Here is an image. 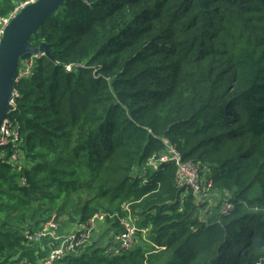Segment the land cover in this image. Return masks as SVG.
<instances>
[{
    "label": "trees",
    "instance_id": "1",
    "mask_svg": "<svg viewBox=\"0 0 264 264\" xmlns=\"http://www.w3.org/2000/svg\"><path fill=\"white\" fill-rule=\"evenodd\" d=\"M28 1L0 0V17ZM30 43L50 56L13 86L0 264H42L76 227L105 215L120 233L129 213L148 242L55 264H264V0H66ZM169 149L228 214L203 217L175 162L148 166ZM53 216L60 241L27 239Z\"/></svg>",
    "mask_w": 264,
    "mask_h": 264
},
{
    "label": "built area",
    "instance_id": "2",
    "mask_svg": "<svg viewBox=\"0 0 264 264\" xmlns=\"http://www.w3.org/2000/svg\"><path fill=\"white\" fill-rule=\"evenodd\" d=\"M29 3L22 5L21 7H17L16 10L6 18L0 17V42L3 38L5 28L9 25L12 18L18 14L23 8H25ZM43 55L36 56L26 62L23 68L18 69V74L15 80V84L18 83L24 77L30 75L31 71L33 70L35 59H39ZM18 97V93L13 90V101H12V111L15 108V99ZM11 111V112H12ZM10 112V113H11ZM18 142V134L13 128V123L9 120V116L3 122L1 131H0V148L8 146L10 144H16ZM175 162L178 168V185L181 187H187L191 190L198 192L200 189L201 191L211 190L212 185L209 187L204 188L202 174L203 170L200 166H195L191 164H185L180 159L179 155L175 152L169 151V156H164L156 161H151L148 166H151L154 169H157L160 164L168 163V162ZM13 162H17V157L13 158ZM220 213L221 214H228L232 210V204L229 196H226L222 200H220ZM105 215H97L94 217L87 227L82 226L79 229L77 235H72L67 242L63 243L60 247L55 248L50 253L48 259L42 264H55L56 262L62 260L67 253H74L77 248L87 247L88 240L91 237L92 232H94L95 225L97 220H105ZM123 231L120 233H113L112 239L114 240L111 242V246L109 250H112L115 254L119 255L122 252H126L131 250L135 246V240L138 235V225L136 224L137 221L133 219L131 214L129 213L128 216L120 221ZM58 223L56 222V217L53 216L47 223L44 224L46 226L45 233L40 237L50 236L54 241L58 242L61 240V237L56 235V231L58 229ZM44 229V228H43ZM43 229L40 231L42 232ZM50 230V231H48ZM52 232V233H51ZM27 239L31 241V237L27 236Z\"/></svg>",
    "mask_w": 264,
    "mask_h": 264
},
{
    "label": "water",
    "instance_id": "3",
    "mask_svg": "<svg viewBox=\"0 0 264 264\" xmlns=\"http://www.w3.org/2000/svg\"><path fill=\"white\" fill-rule=\"evenodd\" d=\"M66 0H36L16 14L5 28L0 42V131L12 111L13 86L21 62L45 55L50 56L46 44L34 47L30 40L45 22L56 15Z\"/></svg>",
    "mask_w": 264,
    "mask_h": 264
},
{
    "label": "rangeland",
    "instance_id": "4",
    "mask_svg": "<svg viewBox=\"0 0 264 264\" xmlns=\"http://www.w3.org/2000/svg\"><path fill=\"white\" fill-rule=\"evenodd\" d=\"M34 1H36V0H31V1H28L26 3H22V5H25L27 3L30 4V3L34 2ZM22 5H20L18 7H21ZM169 151L172 152L174 150L173 149H169ZM192 192L194 193V196L197 198V203H201L203 205V207H204L203 210L201 211L203 217L207 216V215H211V217H212V215H216V214L219 213V211L221 209L220 202L218 204L217 201H214V200L211 199L212 196H213L211 194V190L201 191V189H200L198 192H196V194H195L194 190H192ZM218 197H220V196H218ZM218 199L222 200L223 198L220 197ZM202 200H205V201H202ZM136 218L133 217V219H135L137 221L136 224L139 226L138 218L137 219ZM48 220H50V219H48ZM94 225H95V229H94V232H92L91 237L88 240V243L86 244L87 246L90 247V246H92L95 243H105V242H108V241H112V242L114 241L112 239V235L114 233L113 231H112V233L106 234V231L110 227L108 222H106L105 220H97L96 223H94ZM80 227L82 228V226H78V227H76V229L74 231H79V229H81ZM85 227H87V226H85ZM45 228H46V226L42 225L40 227V229L36 230L33 234H31V232H30L31 241L32 242H34V241L36 242V241L40 240L41 239L40 236L43 235V233L46 232ZM42 229H43V231L40 232ZM138 230H139V232H138L137 238L135 240V244H137V246L141 244L140 240L145 243V241L147 239L146 232L142 231L140 227H138ZM48 231H50V230H48ZM146 242H148V240ZM108 253H113L114 255H117L112 250H108Z\"/></svg>",
    "mask_w": 264,
    "mask_h": 264
},
{
    "label": "crops",
    "instance_id": "5",
    "mask_svg": "<svg viewBox=\"0 0 264 264\" xmlns=\"http://www.w3.org/2000/svg\"><path fill=\"white\" fill-rule=\"evenodd\" d=\"M213 196H212V200H214V201H217V203L219 204V202H220V200L218 199V198H220V197H218L219 195L218 194H212ZM213 201V202H214Z\"/></svg>",
    "mask_w": 264,
    "mask_h": 264
}]
</instances>
